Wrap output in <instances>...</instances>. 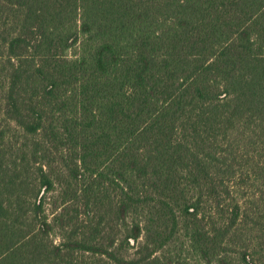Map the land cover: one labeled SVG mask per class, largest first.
Instances as JSON below:
<instances>
[{
	"label": "trees",
	"instance_id": "trees-1",
	"mask_svg": "<svg viewBox=\"0 0 264 264\" xmlns=\"http://www.w3.org/2000/svg\"><path fill=\"white\" fill-rule=\"evenodd\" d=\"M0 264H264V0H0Z\"/></svg>",
	"mask_w": 264,
	"mask_h": 264
},
{
	"label": "rangeland",
	"instance_id": "rangeland-1",
	"mask_svg": "<svg viewBox=\"0 0 264 264\" xmlns=\"http://www.w3.org/2000/svg\"><path fill=\"white\" fill-rule=\"evenodd\" d=\"M0 131H5L9 135H11L13 133L12 131H10V127L8 126L5 118H0ZM188 263L197 264V263L193 262L192 260H190Z\"/></svg>",
	"mask_w": 264,
	"mask_h": 264
}]
</instances>
